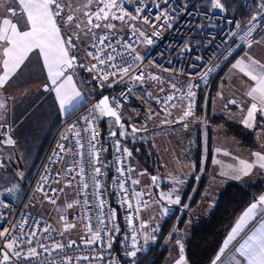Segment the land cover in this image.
Instances as JSON below:
<instances>
[{"label":"built area","instance_id":"built-area-1","mask_svg":"<svg viewBox=\"0 0 264 264\" xmlns=\"http://www.w3.org/2000/svg\"><path fill=\"white\" fill-rule=\"evenodd\" d=\"M241 1L243 15L230 14L225 7L213 9L211 0H168L167 4L163 0L139 3L127 0L124 9L135 15L136 8H142L141 18L118 22L123 23L122 30L105 29L96 34L97 37L108 35L116 48V59L105 65L87 55L89 69L97 65L96 70L89 71L98 81L97 93L54 127L22 191L19 194L0 192V231L9 230L0 237V248L11 238H19L15 250L21 252L19 258L12 256L9 264L137 263L136 256L147 249L143 192L133 183V164L127 143L103 129L95 105L106 95L119 114L126 108L132 113L134 124H143L157 115L154 104L142 97L146 95V88L155 82L176 84L187 90L190 86L195 91L206 89L221 67L264 27V9L260 6L264 0ZM158 2L160 8L156 6ZM161 11L167 13L170 26L165 25L163 19H155ZM145 16L149 23L143 22ZM253 16H257L256 21H252ZM249 29H252L251 34L245 35ZM140 32L145 35L141 36ZM154 32L159 35H153ZM94 42L92 37L88 52L100 55V48L105 53L111 52L112 49L104 45L92 47ZM108 43L106 40L105 45ZM125 44L131 48L122 47ZM136 56L142 59L135 60ZM111 64L132 67L127 75L113 76L111 73L118 70L110 67ZM101 69L109 73L108 80L101 79ZM141 74L143 80H136ZM153 76L159 79L154 80ZM76 132L80 133L78 137ZM8 139L7 131L1 129L0 144H6ZM59 145L65 150L61 151ZM97 168L99 173L95 171ZM34 231L36 235L30 236ZM96 233L100 239L86 243ZM29 238L31 244L27 243ZM73 241L75 243L69 247ZM41 244L48 251L41 248ZM57 244L63 248L55 247ZM30 248H36L38 255L28 257ZM134 250L137 251L135 257L127 255Z\"/></svg>","mask_w":264,"mask_h":264},{"label":"snow or ice","instance_id":"snow-or-ice-1","mask_svg":"<svg viewBox=\"0 0 264 264\" xmlns=\"http://www.w3.org/2000/svg\"><path fill=\"white\" fill-rule=\"evenodd\" d=\"M126 2L127 0H85L84 3L76 6L75 0H71V2L70 0H10V2L5 5L4 0H0V8H4L7 13V15L0 13V88L5 87V85L22 70V67L26 66V62L30 61L31 55L35 53L38 60L42 59L43 69L46 70L47 79L50 81V85L45 84V90L54 91L60 109L62 111H67L73 106L74 102L81 97V93L76 89L72 76L66 75V72L73 68L76 62V57L70 53L77 47L74 43V39L78 40L79 34H65V28L73 25L75 28L81 29V25H84V27L87 28V32L91 33L93 28L98 29L104 27L108 30L114 29L115 25L110 22L112 20L125 22L126 19H140L139 13H141L143 9L137 7L136 14L134 15L124 9L123 4ZM139 2H142V0H138V3ZM163 3L167 4L168 0H163ZM14 4L16 7H13ZM93 4H96L95 10L91 7ZM156 6L160 8V3L158 2ZM260 6L264 8V4ZM211 7L213 9L223 10L224 4L222 0H211ZM80 12L83 13L86 20L77 22L79 20L77 13ZM155 19H163L165 25L170 26L165 11H161ZM256 20L257 16H253L252 21ZM143 22H150L147 16L143 17ZM238 26L239 25H237V27ZM133 30L135 31V29ZM251 31L252 29H249L245 35H250ZM140 35L143 36L145 34L140 32ZM153 35H159V33L154 32ZM92 36L94 41H96L93 43L92 47L104 45L105 48H111L112 50L111 52L105 53L104 49L100 48V55H95L92 52H88V55L92 56L93 59L97 60L101 65H105L108 61L115 60L116 55H114V53H116V48L113 47L110 37L108 35L97 37L95 33H92ZM244 38L245 37H241V39ZM106 40L109 41L107 45H105ZM147 42L149 44L152 43L151 40ZM122 47L131 48V45L125 44L122 45ZM121 59L122 63H127L123 61V57H121ZM141 59L140 56L135 57V60ZM110 67L118 70L111 73V75L116 76L118 74L127 75L132 65L121 67L117 64H111ZM233 67L238 68L255 82V86L247 92V95L252 98L253 102L247 109V116L243 121L247 127H252L256 118V113L259 112L264 114V64H259V62L255 60H250V63H245L243 60H240L237 61ZM96 68L97 65L93 64L89 71L96 70ZM100 71L103 72V69ZM165 71H167V69H165ZM108 78L109 73L103 72L101 79L108 80ZM135 79L143 80V74L136 76ZM152 79L156 80L159 78L153 76ZM172 87L175 88V85H172ZM187 95L189 97L195 96V93L191 91V86ZM167 99L171 100L173 97L169 96ZM230 103L234 104L235 101H230ZM0 108H3L2 103H0ZM95 108L98 109L101 116L113 117L121 128L124 127L121 123V117L117 108L110 106L107 96L103 97V99L95 105ZM192 114V105L189 104L188 109L184 111L180 120ZM85 119L87 120V118ZM88 123L90 124L91 121H88ZM133 131H136V129L134 128ZM120 134L124 135L123 132ZM75 135L78 137L80 133L76 132ZM111 135L114 136L116 133L113 132ZM92 139H95V137L93 136ZM6 143L13 144L14 141L9 138ZM77 144H79V140H77ZM59 147L61 151L65 150L63 145H59ZM117 150H119V148ZM124 151L127 152V149H124ZM217 151H219V149ZM225 154L227 155V153ZM128 155H131V153H128ZM253 155L256 157L255 163L240 160L239 167L232 169L233 178L239 179L241 176L249 175L252 169L257 165L261 169H264V154L257 152ZM216 162L218 163V161ZM81 171H83V169H81ZM95 171L99 173L100 169L97 168ZM152 179L155 181L156 177H152ZM133 183H138V181H133ZM84 187L86 188L87 184H85ZM123 187V184H121V188ZM161 198H167L169 203L172 204L180 203L179 196L173 200L170 195L165 197L162 194ZM137 202L139 203V201ZM68 206L71 207L72 205L69 204ZM128 207L131 208L130 202L128 203ZM250 221H257L258 226L248 234L245 229ZM128 223H132L130 217ZM141 226L143 227V224ZM68 227H73V225H69ZM46 230L47 229H45V231ZM116 230L118 231L119 229ZM8 231V229L0 231V237L7 235ZM89 231H91V228H89ZM241 233H244V236L241 237L243 242L239 243L234 251L238 253L242 259H236L235 255H233L230 264H264V195L259 196L255 202L251 203L239 217L235 226L232 227L231 232L224 240L223 246L220 249V255L233 244V241H235L238 236H241ZM35 235V231L30 234L32 237ZM18 239L19 238H11L0 248V264H9L12 256H16L17 258L21 256V252L15 250ZM98 239H100V236L96 233L93 235L92 239L86 241V243L90 244ZM27 243H32L31 238H29ZM72 243L75 242H71L69 247H71ZM110 246L109 244V247ZM40 247L48 251L44 245L41 244ZM55 247L63 248V245L57 244ZM133 248H135L134 235ZM10 252L11 255L9 254ZM180 253V259L176 264H185L182 244L180 246ZM136 254V250L127 253L130 257H135ZM36 255H38L36 248H30L28 250V257H34ZM220 255H217L216 260L220 259ZM83 259H88V257H83ZM213 264H215V261Z\"/></svg>","mask_w":264,"mask_h":264},{"label":"crops","instance_id":"crops-1","mask_svg":"<svg viewBox=\"0 0 264 264\" xmlns=\"http://www.w3.org/2000/svg\"><path fill=\"white\" fill-rule=\"evenodd\" d=\"M9 2L10 0H4L5 5ZM13 7H16V5L14 4ZM0 13L7 15L4 8H0ZM119 25L122 27L117 29L122 30L124 27L123 23ZM76 32L78 33V31H69L65 29V34ZM87 39L88 38L83 35H79L78 40L74 39V43L77 47L70 53L76 57V62L74 67L66 72V75L72 76L73 83L76 89L81 93V97L75 101L73 106L67 111H62L60 109L54 91L45 90V84L50 85V81L47 79L46 70L43 69L42 59L38 60L35 53L31 55L30 61L26 62V66L22 67V70L18 72L8 84L0 88V103L3 104V108H0V130L5 129L8 137L14 141L13 144H0L1 155L3 152L7 155H11L12 153L16 154L18 152L19 155L21 154V156L27 160L29 159L28 156L33 151L35 153L34 160H32L33 163L30 161L32 165L27 174V178L31 171H33L54 127L62 119L81 106L85 100L97 93L98 89L93 83L91 84L88 77L90 62L86 54ZM240 60H243L245 63H250V60H255L258 61L259 64H264V29L259 31L232 60L221 67L220 70L223 69V72L220 78L215 79V76L213 77L208 87V89H210L208 93L210 99L205 106L206 110L204 109V111H206L207 123L197 127L195 132H193V128L189 127V142L202 151L199 160H201L204 165V171L201 173V178L199 179V181H202V187L200 189H196L195 187V190H193L191 196L187 200V214L189 215L191 213L189 223L188 217H185L179 229H187L197 218L205 216L212 208L217 193L223 188L227 181H254L258 179V177H256V171L264 172V169H261L257 165L251 171V177H255L254 180H249L251 179L250 177L244 178V176H241L239 179L233 178L232 169L239 167L240 160L255 163L256 157L253 154L257 152L264 154V114L259 112L256 113V118L252 127H247L243 123L247 116V109L253 102L252 98L247 95V92L255 86V82L238 68L233 67V65ZM217 80L219 83L214 89L213 86ZM230 101H235V103H230ZM227 121L242 125L245 130L252 133L251 138L254 142L248 145L243 144L237 138L227 134L225 126ZM246 140H250V138ZM218 149L219 151H217ZM225 153H227V155ZM195 157V151L189 155V158ZM196 159H198V157H196ZM216 161H218V163ZM229 162H233L235 164L234 167H231ZM23 186L24 183L21 184L20 192ZM198 190L203 194L217 191L214 196H211L213 200H210L209 208H207L206 211H203L202 206L198 208L195 198L192 199L196 191L199 194ZM261 195H264V188L237 215L210 264H213L214 261L215 264H230L233 255H235L236 259H242L238 253H235L234 249L239 243L243 242L241 237L244 236V233H241V236H238L222 255H220V249L239 217L249 205L255 202ZM188 206L191 207V210H189ZM143 216L145 217L144 213ZM146 222L148 227L150 223L147 218ZM256 226H258L257 221H250L245 231L250 234ZM147 227L145 230L146 243L147 232L149 231V227ZM151 240H148L147 249H149V242H151ZM170 248H174V246ZM170 248H167L164 252H170ZM145 252L136 256V264H143V262L140 261ZM178 255H180L179 252ZM217 255H220L219 260H216Z\"/></svg>","mask_w":264,"mask_h":264},{"label":"rangeland","instance_id":"rangeland-1","mask_svg":"<svg viewBox=\"0 0 264 264\" xmlns=\"http://www.w3.org/2000/svg\"><path fill=\"white\" fill-rule=\"evenodd\" d=\"M84 2L85 0H75L76 6H79V4ZM91 7L95 10L96 4H93ZM77 16L79 17L77 22L86 20V17H84L82 12L77 13ZM110 22L115 25L114 29L122 27L119 25L121 23H118L120 22L119 20H112ZM65 29L69 31H78L79 35H83L88 38L86 47V54L88 55L87 49L89 41L93 37L92 33L100 34V30H105L106 28H93L91 33L87 32V28H85L84 25H81V29H77L73 25L67 26ZM262 29H264V27ZM222 70L218 72L216 76L217 78L215 77V79L221 77L223 72ZM88 77L91 84L93 83V85L97 88L96 84L98 81L90 72ZM218 83L219 81L217 80L213 86L214 89L218 86ZM172 85H175V88H173ZM208 87L204 90H207ZM150 89H153L156 96L161 99V103L158 101L159 104L164 105L162 107L163 110L161 114L154 120L143 124H132L133 117L127 112H121V123L124 125V127L121 128L120 125L116 124L112 117H105L101 115L100 117L106 124L108 132H115L116 135L125 142L128 140L131 143H143L153 151L154 155L156 154L160 166L153 163L149 167L150 173L151 171L153 172L152 174H150L143 165L134 163L133 175L135 180L138 181L137 185L143 192L144 202L142 206V213H144L150 223L148 226L149 231L147 232V243L148 240L152 239L151 242H149V246L152 245L154 232H157L159 223L164 217L171 216L172 222L167 232V235L169 236L165 238V241L163 242L165 244L162 243V247L165 251L171 246H174V248H170L169 250L172 253H165L162 251L159 252L160 254L157 256L149 254L145 261H143V264H176V262L180 259L178 252L180 253V246L181 244L183 245V240L186 237V229L175 228L174 223L179 212H181L182 209L187 208V200L191 196L193 190H195V187L201 178V173L204 171V165L202 161L199 160L202 151L200 148L195 147V145H192V143L189 142L187 133L189 135V127L193 128V132H195L197 127L206 124L207 121L206 118L202 117L200 112L193 113L192 116H188L185 119L180 120L184 111L188 109L189 104L194 107V103H197L195 96L189 97L187 95L189 89L178 88V85L176 84L165 85L162 83H154L151 85ZM191 91H194L195 93L197 92L193 89H191ZM152 95L154 96L153 93ZM169 96H172L173 99L168 100L167 97ZM202 97V105L204 108L210 97L208 98V96L204 94L203 90ZM134 128L136 131H133ZM121 132H123L124 135H121ZM194 151L196 152V157H198V159H196V157L189 158V155ZM34 154L35 153L32 151V153L28 156L29 159L25 160L21 154H18V152L16 154L12 153L11 155H7L5 152L2 153L0 157V191L6 190L15 194L20 193L21 184L25 183L28 179L27 174L33 163L32 160H34ZM30 161L32 162L31 164ZM229 164L231 167H234L235 165L233 162H229ZM255 173H257L256 177H262L264 179V172L262 173L256 171ZM251 176L252 172H250L249 175L244 176V178L250 177L251 179L249 180H254L255 177ZM152 177H156V180L153 181ZM216 192L217 191L214 193L209 192L208 194L199 192L198 194L196 191V206L198 208H201L200 206H202L203 211H206L207 208H209L210 200H213V198L211 199V196H214ZM162 194L165 197L170 195L173 200L179 196L180 203H169L167 198H161ZM189 210H191V207H189ZM190 216L191 213L188 215V223ZM148 253L150 252L148 251ZM184 260L185 264H187L185 257Z\"/></svg>","mask_w":264,"mask_h":264},{"label":"trees","instance_id":"trees-1","mask_svg":"<svg viewBox=\"0 0 264 264\" xmlns=\"http://www.w3.org/2000/svg\"><path fill=\"white\" fill-rule=\"evenodd\" d=\"M222 3L224 4V7L228 13L234 15L244 14L241 0H222ZM150 88L151 85L146 88V95H143L142 97L151 104H154L155 102L154 106L157 110V115L155 116L156 118L161 114L163 110L162 107L164 105L159 104V102L161 103V99H159L156 96L155 91ZM207 91L209 93L210 89H207L205 91L203 90V92L209 97ZM152 93L154 94V96L152 95ZM195 99H197V103H194V107H192V113L200 112L202 117L207 118L205 115L206 111H204V109L206 110V108H203L202 105V90L195 93ZM122 112H127L133 117L132 113L126 108H124ZM102 126L104 130L107 129L106 124L103 120ZM225 126L227 134L233 136L234 138H237L241 143L248 145L254 142L251 138L252 133L245 130L242 125L227 121ZM247 138H250V140H246ZM126 143L131 152L133 166L134 163L143 165L150 173L149 167L153 163L159 165V160L156 154L154 155L153 151L143 143H131L128 140ZM152 173L153 172L151 171L150 174ZM201 183L202 181L200 180L196 186V189H200L202 187ZM263 188L264 179L262 177L254 181H227L224 184L223 188L217 193L210 211L205 216L197 218L191 224V226L186 229V237L183 240V252L187 263L210 264L212 258L217 253L225 234L233 224L237 215L255 198V196L259 192H261ZM198 191L200 192V190ZM196 197L197 196H195L194 194L192 199ZM187 211L188 209L186 208L179 213L174 223L175 228L179 229L181 227L185 217H188ZM171 222V216L164 218L160 222L157 232H154L153 243L151 246H149L150 249H147L150 253L146 251L142 256L140 262H143L149 254L157 256L160 254L159 252L165 251V249L162 247V243L165 241V238L169 236L167 235V232L171 226Z\"/></svg>","mask_w":264,"mask_h":264},{"label":"water","instance_id":"water-1","mask_svg":"<svg viewBox=\"0 0 264 264\" xmlns=\"http://www.w3.org/2000/svg\"><path fill=\"white\" fill-rule=\"evenodd\" d=\"M106 95H103L101 98H99L98 99V103H99V101L101 100V99H103V97H105ZM111 106V105H110ZM105 117H108V116H105ZM113 118V117H112ZM114 120H115V118H113ZM117 124V123H116ZM117 125H119V124H117Z\"/></svg>","mask_w":264,"mask_h":264},{"label":"flooded vegetation","instance_id":"flooded-vegetation-1","mask_svg":"<svg viewBox=\"0 0 264 264\" xmlns=\"http://www.w3.org/2000/svg\"><path fill=\"white\" fill-rule=\"evenodd\" d=\"M121 117V116H120ZM138 164V163H137ZM139 165V164H138ZM134 167V166H133ZM134 169V168H133ZM134 176V175H133ZM135 179V178H134ZM136 181V180H135Z\"/></svg>","mask_w":264,"mask_h":264}]
</instances>
